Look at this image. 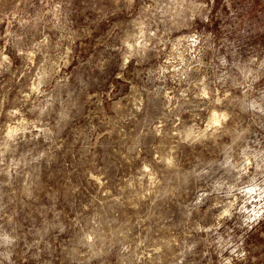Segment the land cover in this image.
<instances>
[{"label":"rangeland","instance_id":"374dc122","mask_svg":"<svg viewBox=\"0 0 264 264\" xmlns=\"http://www.w3.org/2000/svg\"><path fill=\"white\" fill-rule=\"evenodd\" d=\"M210 2L209 20L196 17L193 28L211 33L199 62L170 63L151 49L121 77L112 0H0V45L7 41L12 59L0 67V260L10 253L16 264H170L179 252L173 240L187 239L198 242L181 264L202 256L208 264L205 252L221 264L236 259L233 244L223 247L232 236L248 264H264V216L239 231L221 225L223 240L208 244L211 201L193 203L209 181L232 182L238 166L228 157L235 163L245 149L264 147V115L249 107L264 99V34L227 35V5ZM186 35L173 32L181 49ZM218 56L228 63L218 66ZM25 64L30 76L21 75ZM196 81L223 105L204 120ZM215 120L223 131L209 135ZM202 167L209 172L197 177ZM226 188L215 195L228 199Z\"/></svg>","mask_w":264,"mask_h":264},{"label":"clouds","instance_id":"9594fccd","mask_svg":"<svg viewBox=\"0 0 264 264\" xmlns=\"http://www.w3.org/2000/svg\"><path fill=\"white\" fill-rule=\"evenodd\" d=\"M227 9L224 13L225 25L224 30L227 35L233 36H252L255 34H264V0H224ZM212 5L210 0H112V12L120 14L119 22L116 25V31L119 35L114 41L117 45V56L121 60L119 64V71L116 72L117 76H125L127 69L130 67L129 62H135L137 65L144 59V54L151 49L155 50L158 57H166L170 63H177L178 65L190 66V58L196 57L199 62L198 53L206 45L202 42L210 36L205 33H197L193 31L195 27V18L199 17L201 21L207 22L209 20L208 12L211 11ZM49 11L51 9L49 8ZM186 29L191 35H186L184 40L187 41L183 48L179 47V42L173 38V32L176 30ZM43 44L44 41H41ZM229 45L231 42H228ZM171 45V47H169ZM20 47H27L21 45ZM36 52H40V47L32 46ZM8 43L5 41L0 45V67L11 68L12 59L8 56L6 49ZM24 55L26 53H20ZM188 54V55H185ZM261 55H264V48L261 50ZM31 60V57H28ZM39 60V57H37ZM219 65H226L227 60L223 56L216 58ZM33 65L25 64L24 70L21 75L30 76L32 74ZM160 78L164 79V72L166 67L163 60L161 66L157 69ZM15 75V72H13ZM35 79V77H33ZM202 81H196V96L199 97L198 103H202L207 110L205 115H200V119L207 118V114L211 113L214 108L222 107L223 105L217 102L215 93H203L199 91ZM186 90H182V95ZM6 101L0 98V108ZM249 107L253 110H258V113L264 115V99L250 102ZM231 115V113L229 114ZM223 120L230 123L229 116H224ZM209 129L212 133L223 131L224 125H221L220 120L209 122ZM207 131V129H206ZM224 163H231L232 168H237L238 171L231 183L227 179H216L214 182L209 181L211 187L204 185L199 196L193 202L198 205L202 200H210L208 209L206 210L211 214L213 222L208 226L211 231L208 232V244L215 243L216 241L223 240V237L217 231L224 225L227 229L228 222H231L233 228L238 231L244 229L247 225L248 228L252 227L250 221L255 222L261 216H264V147L253 151L245 149L241 152V158L235 163L231 162V157H228ZM251 170V171H250ZM208 167H202L199 172L195 173L199 177L202 173L207 174ZM247 176V179L243 177ZM227 185L224 195L229 197L224 199L222 196H216L215 193L219 192L221 187ZM235 189V191H234ZM245 194L242 197L238 195ZM255 193V195H253ZM243 203H238L240 199ZM259 201V203H252ZM252 203V208L256 210L255 215L246 204ZM237 215V219L233 220V216ZM248 213V215H243ZM243 223H239L240 220ZM195 229L199 231L203 225L197 223ZM231 231V229H228ZM93 236L97 233L92 230ZM188 235H191L189 230ZM234 235V233H233ZM243 235V231L241 232ZM214 237V239H210ZM15 237H5L6 242L14 240ZM198 241L193 240L191 243L187 239L181 241L173 240L179 247V252L173 253V259L170 264H181L184 260V254L192 251ZM229 244L234 246L231 248V254L236 258L234 261L221 260V264H239L243 261L248 264V257L250 255L244 249L242 241L236 243L229 236L228 243L223 247H228ZM159 252V249H156ZM204 256H208V264H211L210 254L205 252ZM0 264H16L11 258L10 253H5V259L0 260ZM200 264H205L204 257L200 259Z\"/></svg>","mask_w":264,"mask_h":264}]
</instances>
